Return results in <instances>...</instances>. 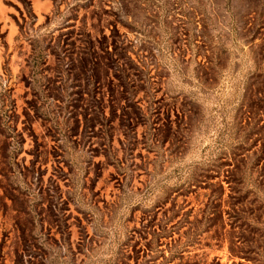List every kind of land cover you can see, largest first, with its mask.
Wrapping results in <instances>:
<instances>
[{
	"label": "rangeland",
	"instance_id": "1",
	"mask_svg": "<svg viewBox=\"0 0 264 264\" xmlns=\"http://www.w3.org/2000/svg\"><path fill=\"white\" fill-rule=\"evenodd\" d=\"M47 1L0 0V264H159L184 246L231 264L214 228L146 245L153 217L191 219L209 195L264 264V0ZM114 24L146 89L105 136L79 117L88 87L62 59Z\"/></svg>",
	"mask_w": 264,
	"mask_h": 264
},
{
	"label": "trees",
	"instance_id": "2",
	"mask_svg": "<svg viewBox=\"0 0 264 264\" xmlns=\"http://www.w3.org/2000/svg\"><path fill=\"white\" fill-rule=\"evenodd\" d=\"M126 6L125 4L122 6V13L126 18L132 19L130 10ZM111 30L113 31L109 36L103 35L99 40L86 34L85 39L80 40L81 44L76 45V41H72L69 43L68 53L64 54L62 59L66 58L65 65L73 73L74 79L84 80L88 87L81 92L83 102L79 105V117L90 132H97L99 135L105 134V136L108 134V130L105 129L106 125L117 121L120 125L130 127L138 118L139 115L135 110L138 107L135 108L137 105L133 99L136 94L146 89L140 63L131 56L132 43L128 42L125 36L119 35L115 24L112 25ZM104 96L107 97L106 103H103ZM105 108H108V116L105 114ZM79 117L76 116V121L80 120ZM136 124L134 123V125ZM170 212L172 213L164 210L161 218L153 217L152 223L149 225L151 238L146 243L148 247H151L154 241L158 242L160 238H171L181 228L187 229L186 232L196 231V236L214 228L217 238L228 243L231 264H261L258 259L253 257V259H249L246 255L247 252L256 254L251 249L252 245L248 251H244V248L238 245L240 243L229 239V209L224 211L217 198L209 195L199 213L191 219L189 213H184L181 218L175 220L179 212L174 211L173 206L170 208ZM224 215H226L227 221L224 219ZM238 220L239 218L236 217L234 223L231 222L230 227L233 231L237 228L240 231L255 233L250 225ZM253 242L255 241L251 240L250 244ZM192 243L190 241L188 244L192 245ZM185 251L184 246L169 257L162 254L164 262L159 264H223L217 257L210 261H203L195 256L185 257ZM235 258L244 259L247 263L236 262ZM155 259L157 258L154 257L153 260Z\"/></svg>",
	"mask_w": 264,
	"mask_h": 264
},
{
	"label": "crops",
	"instance_id": "3",
	"mask_svg": "<svg viewBox=\"0 0 264 264\" xmlns=\"http://www.w3.org/2000/svg\"><path fill=\"white\" fill-rule=\"evenodd\" d=\"M33 3L39 11H46L51 6V4L47 0H33Z\"/></svg>",
	"mask_w": 264,
	"mask_h": 264
}]
</instances>
